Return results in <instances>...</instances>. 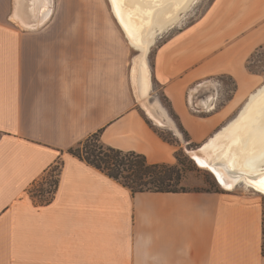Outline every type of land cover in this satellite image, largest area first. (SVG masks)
<instances>
[{"label": "crops", "instance_id": "0c3cea01", "mask_svg": "<svg viewBox=\"0 0 264 264\" xmlns=\"http://www.w3.org/2000/svg\"><path fill=\"white\" fill-rule=\"evenodd\" d=\"M77 5L90 3L0 0V264H264L262 205L251 193L133 194L67 151L98 130L105 144L150 163L173 164L178 147L186 150L158 134L155 126L179 139L158 102L157 120L142 112L128 49L107 19L77 17ZM262 37L264 0H214L157 46L152 76L185 145L215 137L259 82L243 61ZM220 72L235 78L236 91L215 112L214 91L196 98L191 90L204 91ZM191 97L206 114L189 107ZM57 163V188L39 205L29 190Z\"/></svg>", "mask_w": 264, "mask_h": 264}, {"label": "bare ground", "instance_id": "6f19581e", "mask_svg": "<svg viewBox=\"0 0 264 264\" xmlns=\"http://www.w3.org/2000/svg\"><path fill=\"white\" fill-rule=\"evenodd\" d=\"M193 1L109 0L130 44L139 51L131 73L134 90L141 105L156 120L155 108L159 105L145 104L150 88L145 56L156 35L174 25ZM188 152L198 165L214 174L222 187L231 189L240 183L264 195V85L249 97L235 118L215 132V137Z\"/></svg>", "mask_w": 264, "mask_h": 264}, {"label": "rangeland", "instance_id": "374dc122", "mask_svg": "<svg viewBox=\"0 0 264 264\" xmlns=\"http://www.w3.org/2000/svg\"><path fill=\"white\" fill-rule=\"evenodd\" d=\"M82 1H85V0H77V2H82ZM88 1L90 5L89 6L86 5L87 9H85L83 5H79V6L77 5V7L74 9L73 14L76 15L77 17L91 16L93 18L102 17V18L107 19V25H106L108 28L107 32L118 35V38H119L118 43H120L119 48L123 47L124 49H128L127 59L129 61L127 63V74L126 75H128V77L130 78V74H131L130 70H132L133 61L139 55V51L133 48L129 44L127 37L125 36L119 24L116 22L115 17H114L115 15L111 9L109 0H88ZM213 1L214 0H195L193 1V3L189 4L185 8V10H183L182 13L179 14V17L177 21H175L174 25L165 29L164 32H161L160 34L156 35L153 44L149 47L148 52L145 56V60H146V63H147V66L150 72V83H151V89L149 91L148 97L146 99L147 101H145L146 102L145 104L148 105V103L158 102L159 105L164 109V111L169 115V117L172 118L171 120L175 122L176 131L178 132L177 134H179V139H176L177 137H174L167 129H164V127H160V126H155V127L157 129V132L158 131L162 132L163 135L171 143H173L176 146L183 145L186 149L184 150L183 147L181 148L178 147L177 149V151L183 152L181 155V164L179 165L182 168V179H181L179 187L184 188L186 190H200V191H205V190L213 191L215 189L217 191H223L226 193H233V194L251 193L261 202L262 211H263L262 252L264 254V195L259 192L253 191L252 189L247 188L243 184H240V183L231 189L224 188L221 186V184L218 182V180L216 179V177L210 170L196 163L194 158L191 157L190 153H188L187 150L189 151L196 150L197 147H195L193 144L189 145V143L187 145L184 144V141H187L188 136H185L183 134V132L179 129L175 118H173L170 115L167 106L168 105L171 106V102L168 99V97L163 93L161 86L154 80L152 76L154 52L157 46H159L165 40L173 37V35H175L176 33L182 31L183 29L187 28L188 26L198 21L206 13V11L209 9ZM249 48L250 49L246 51L247 56L245 57L243 61L244 68L250 74L259 76L260 79H259V82L253 87L251 92L248 95H246L244 98H242V100L238 103V105L234 107L228 119H231L235 114L237 115L239 111L243 108V106L246 104L249 97L257 89H259L262 85H264V37H262L261 39H255V41H253V43L251 44ZM247 67H248V70H247ZM208 81H209V87L205 88L204 91L199 90V89L195 91L192 89L191 90L192 92L191 91L190 92L196 98L197 97L200 98L202 97L201 95H203V93H205L206 91L208 90L214 91L213 92L215 96L214 106H215V112H216L220 110L226 103H228L232 99L236 91V80L232 75L220 72L210 77ZM130 82H131V79H130ZM210 94L211 93L209 94L207 93V95H210ZM193 99L194 98L191 97V102L189 100V103H188L189 107L193 108V111L195 110L194 112L196 113L206 114L208 110L201 106V101L196 100V102H193ZM197 102L199 105H197ZM142 109H143L142 112L145 113L146 116L150 117L153 121H155L154 118L151 115H149V113L144 107ZM236 115L234 116V118L236 117ZM228 119L224 121L222 125L225 126L228 123L227 121H229ZM157 123L161 124V122H157ZM161 125L165 126L164 123ZM219 128L220 126L218 127V129ZM82 145H83V142L81 144L78 143L77 145L73 147L74 149L78 147L82 148ZM58 170H60L59 163L55 164L45 175H43L42 178H40L37 181V183H35V185L31 187V189L29 190V195L33 198L34 201H37V199L40 200V199L49 198V194L47 193V191L53 190L54 188L53 185H54ZM41 194L43 195L42 197H40Z\"/></svg>", "mask_w": 264, "mask_h": 264}, {"label": "trees", "instance_id": "16d2710c", "mask_svg": "<svg viewBox=\"0 0 264 264\" xmlns=\"http://www.w3.org/2000/svg\"><path fill=\"white\" fill-rule=\"evenodd\" d=\"M248 70V67H247ZM170 115L175 118L179 129L188 136L171 106H167ZM160 137L170 142L162 132ZM188 140V138H187ZM82 148H69L68 152L73 156L84 160L91 166L102 171L110 178L118 181L135 194L139 192H187L200 190H186L179 187L182 179L181 164L182 151H175V163H150L143 154L135 151H123L108 146L101 141V130L87 136L83 141ZM61 165V164H59ZM55 178L53 190L47 191L49 198L37 199V204L43 205L51 201L58 184V174ZM212 191V190H205ZM217 191V190H213ZM43 195L41 194L40 197Z\"/></svg>", "mask_w": 264, "mask_h": 264}, {"label": "snow or ice", "instance_id": "6c2138e0", "mask_svg": "<svg viewBox=\"0 0 264 264\" xmlns=\"http://www.w3.org/2000/svg\"><path fill=\"white\" fill-rule=\"evenodd\" d=\"M261 186H262V190H264V181H262V185Z\"/></svg>", "mask_w": 264, "mask_h": 264}]
</instances>
